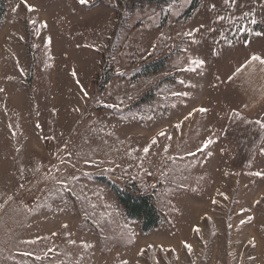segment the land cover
Here are the masks:
<instances>
[{"label":"rangeland","instance_id":"374dc122","mask_svg":"<svg viewBox=\"0 0 264 264\" xmlns=\"http://www.w3.org/2000/svg\"><path fill=\"white\" fill-rule=\"evenodd\" d=\"M193 1L26 0L28 11L8 0L0 264H264V176L255 175L264 172V104L244 105L233 84L264 52V0H200L186 17ZM157 61L158 71H145ZM199 107L208 111L184 120ZM103 176L153 194L163 223L142 232Z\"/></svg>","mask_w":264,"mask_h":264},{"label":"trees","instance_id":"16d2710c","mask_svg":"<svg viewBox=\"0 0 264 264\" xmlns=\"http://www.w3.org/2000/svg\"><path fill=\"white\" fill-rule=\"evenodd\" d=\"M152 1V0H148ZM200 0H194L185 16H189L198 6ZM9 12L8 0H0V25L7 18ZM170 55L164 58L168 60ZM163 66V62H153L147 65L145 71H158ZM99 180L105 182L117 195L119 202L123 205L128 218L140 220L141 230L149 233L159 227L164 220V213L157 207L155 196L153 194L140 193L135 186L124 187L108 177H100Z\"/></svg>","mask_w":264,"mask_h":264},{"label":"snow or ice","instance_id":"6c2138e0","mask_svg":"<svg viewBox=\"0 0 264 264\" xmlns=\"http://www.w3.org/2000/svg\"><path fill=\"white\" fill-rule=\"evenodd\" d=\"M89 2H90V0H79V3H80L81 5H87V4H89ZM223 2H224V4H226V5H235V4L237 3V0H223ZM25 6L27 7L28 11H33V10H34L33 7H32L31 5H28V4L26 3V0H25ZM211 7H212V9H215L216 5L213 4V5H211ZM245 15H251V12L245 13ZM217 19H219V20H223L224 17H223V16H218ZM31 23L35 24V21H31ZM252 23H255V20H253ZM46 26H47V25H46V22H44V23L41 25V27H46ZM203 27H204V25L201 24V25H200V28H203ZM200 28H196V29H194L193 31L198 32V31L200 30ZM243 30H244V31H248V29H243ZM37 34H39V29H37ZM187 35L191 36V35H192V32L187 33ZM256 35H258V36H259V35H264V33H256ZM21 39H23V37H21ZM48 40H49V42H50V41H51V38L49 37ZM255 61H258L260 64L264 65V58H262V56L259 55V54H257V53H252L251 56H250V58L246 61V63H247V64H250L251 62H255ZM191 63L194 64V65H196L197 67H200V66H203V65L205 64V60H203V59H193V60L191 61ZM189 70H195V69H189ZM20 71H21V73H22L24 70H23V69H20ZM236 71L239 72V71H240V68H237ZM72 75H73V76H76V75H77V73L75 72V70L72 72ZM12 78H13V77H9V79H12ZM230 79H231V77H230ZM77 83L79 84V81H78V80H77ZM181 83H183V81H181ZM82 90H83V89H82ZM3 91H4V89H3V88H0V92H3ZM83 94H84L85 96L88 95V93H87L86 91H84ZM173 95L180 96V95H187V93L175 92V93H173ZM109 107H112V105H109ZM77 111H78V109H77ZM207 111H208V109L205 108V107H199V108L193 109L192 112H189L188 115L184 117V120L189 119V118L193 115L194 112L206 113ZM181 123H182V122H178V123L175 125V127H176L177 129H179V128L181 127ZM10 127H11V125H10ZM36 127H40V125L37 124ZM158 135H159V136H166V133H165L164 131H161V132L158 133ZM52 138L54 139V137H52ZM169 138H170V137H169ZM45 139H48V137H45ZM213 142H214V141L209 137V138H207V139H205V140L203 141V143H202L201 146H197L194 152L190 151L188 154H189V155H192V156H195L197 152H201V151H203L204 149L208 148V146L211 145ZM156 144H157V140H156L155 137H153V138L151 139L150 143H149L148 145H146V146L143 147V149H142L143 152H144L145 154L149 153V152H150V148H151L152 146L156 145ZM166 147H167V146H166ZM261 151L264 152V149H261ZM85 162L87 163L88 161H85ZM225 175H228V173H225ZM255 175H256V176H264V172H259V171H258V172L255 173ZM218 194H219L220 196H222L224 199H228V197H227L226 194H224V193H222V192H220V193H218ZM9 199H11V197H9ZM261 200H264V197H261ZM261 200H256L255 203H256L257 205H259L260 202H261ZM212 203H213V204H218L219 201H217L216 199H213V200H212ZM245 211H246V209L241 208V213H244ZM207 219H211V217H207ZM252 219H253L252 216H248V217H247V220H248V221H251ZM244 223H246V221L243 220V219H241V220H240V224H244ZM64 227L67 228L68 226H67V225H64ZM227 227H228V228H231V227H232V224L229 223V224L227 225ZM193 230H194L195 232H197V233L200 232V228H199L198 226H194ZM34 242H35V241H28V243H34ZM70 242H71V243H75V241H70ZM248 244H249V245H252V246H255V238L249 239V240H248ZM83 246H84V247H89V245H87V244H84ZM152 247H154V245H151V244L148 245V248H152ZM183 247H184L185 249H187V251H188L189 254L192 253V251H193V246H192L190 243H188V242H186V241L183 242ZM160 250H161V251H169V250H170V251H172V252H175V249H174V248H172V249H165L163 245L160 246ZM49 251H51V249H49ZM144 252H145V250H144V249H141L139 254H140L141 256H143V255H144ZM25 255H29V256H30V255H32V253H30V252H29V253H25ZM37 259H41V257H37ZM249 259H253V258H252V257H249ZM123 264H127V261L123 262ZM156 264H159V261H158V260L156 261ZM193 264H194V262H193Z\"/></svg>","mask_w":264,"mask_h":264},{"label":"crops","instance_id":"0c3cea01","mask_svg":"<svg viewBox=\"0 0 264 264\" xmlns=\"http://www.w3.org/2000/svg\"><path fill=\"white\" fill-rule=\"evenodd\" d=\"M264 4V1L261 2ZM264 7V5H262ZM259 55L264 58V52ZM244 72L239 73V80L233 82L236 89H243L245 95L248 97L244 105L248 104L254 108H258L264 104V65L258 61L247 64L242 68ZM248 91V92H247ZM249 112V111H245ZM253 113V111H250Z\"/></svg>","mask_w":264,"mask_h":264}]
</instances>
